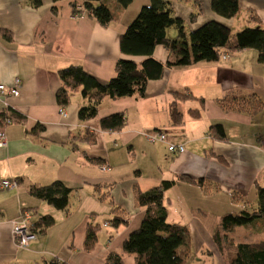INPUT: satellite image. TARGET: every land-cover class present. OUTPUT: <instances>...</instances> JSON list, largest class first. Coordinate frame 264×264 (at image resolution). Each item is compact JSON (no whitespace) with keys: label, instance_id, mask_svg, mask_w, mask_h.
I'll use <instances>...</instances> for the list:
<instances>
[{"label":"crops","instance_id":"1","mask_svg":"<svg viewBox=\"0 0 264 264\" xmlns=\"http://www.w3.org/2000/svg\"><path fill=\"white\" fill-rule=\"evenodd\" d=\"M34 1L0 0V83L20 80L17 96L0 95V114L7 106L17 115V121L2 127L5 145L0 146V179L18 181L16 188L0 189V264L51 260L104 264L106 255L119 252L141 224L145 208L135 204V192L164 181L170 182L163 190L167 221L189 230L190 256L184 264H230L236 257L235 245L218 248L196 211H206L218 220L223 214L252 211L257 206L255 186L264 185V152L259 147L264 137V64L258 62L257 50L220 49L216 60L167 67L161 78L148 81L142 97H105L95 117L80 121L78 109L86 99L79 91L71 93L65 115L59 112L57 72L80 64L106 83L115 75L119 58L141 61L143 56L122 54L119 39L149 0H132L125 8L110 1L115 20L107 26L86 11L74 14L71 0ZM165 1L182 20L186 41L191 31L208 21L228 27L232 39L245 27L264 29V0H238L239 10L230 18L214 12L211 0H196L197 4ZM166 36L181 40L173 25L166 29ZM153 56L165 63L173 54L159 44ZM228 95L245 96L247 108L224 110L217 100ZM173 101L182 114L177 124L170 118ZM116 112H123L126 125L118 131L102 130L99 119ZM214 124L221 125L225 139L211 134ZM151 131H164L167 142L148 141L144 133ZM72 134L93 135L94 141H70ZM170 143L182 144L184 150L170 151ZM103 166L107 169L102 170ZM55 180L71 189L63 210L30 193L32 186ZM114 208L127 223L111 224ZM24 209L33 221L50 214L54 223L37 229L22 247L16 246L11 229ZM95 224L99 227L96 241L87 251L86 228ZM230 237L235 243L263 241L261 221L235 227ZM251 237L256 240H247ZM123 262L135 264L134 256H124Z\"/></svg>","mask_w":264,"mask_h":264},{"label":"trees","instance_id":"2","mask_svg":"<svg viewBox=\"0 0 264 264\" xmlns=\"http://www.w3.org/2000/svg\"><path fill=\"white\" fill-rule=\"evenodd\" d=\"M56 2L58 0H52ZM118 8L127 7L132 0H71V10L74 14L86 11L102 26H107L115 20V12L111 2ZM35 0V4H39ZM77 2H80L78 4ZM197 4L196 0H193ZM211 9L217 14L230 18L239 10L238 0H211ZM199 9V7L197 6ZM55 10V7H53ZM251 19H256L250 15ZM175 26L181 40L169 39L166 29ZM5 38H10V33L1 29ZM184 25L180 18L175 17L165 0H149L143 5L136 17L120 35L119 47L124 55L143 56L136 62L127 58H119L115 63V75L106 83L99 82L88 74L80 64L69 65L60 69L58 79L60 86L56 91L55 100L59 107L70 104V95L79 91L86 99V103L78 109L80 121L93 118L97 115L99 102L108 97L118 99L122 97H142L148 81L159 79L164 70L171 66H186L200 61H213L218 59L220 49L241 50L253 48L257 50L258 62L264 64V29L261 26L245 27L235 33L233 39L230 29L216 21H208L199 28L191 31L188 41L184 39ZM163 45L173 54L165 63L153 56L156 45ZM177 97L183 94L174 92ZM224 110L244 109L248 103L245 96L228 95L217 100ZM172 102L170 118L174 124L182 122V114ZM11 122L17 121V115L10 109ZM5 115L0 114V128L6 126ZM102 130H121L126 125L123 112H116L99 119ZM40 127H36V130ZM33 129L32 131H36ZM211 134L217 139H225L220 124L210 127ZM87 139L94 141L93 135H70L73 139ZM73 145V144H72ZM75 146V145H73ZM198 180L197 183H201ZM170 182L164 181L160 185L145 191H136L134 202L137 206L145 208V214L140 226L132 231L124 240L119 252L109 253L104 259V264H124L123 257L134 256L135 264H184L190 256L189 230L185 225L167 221V211L163 203V190ZM71 189L61 181L55 180L46 185H35L30 188V193L39 199L45 200L56 209L63 210L67 207ZM257 206L252 211L241 210L237 213L223 214L218 220L206 211L197 210L196 215L204 221L218 248L222 244L235 245L236 257L230 264H264V240L260 242L235 243L230 233L237 226L246 225L254 220H260L264 230V185H256L254 192ZM109 220L114 227L127 223V218L121 215L117 208ZM54 219L50 214H45L35 221L39 230L52 226ZM84 240V249L89 251L95 244L98 224L88 225ZM45 264H67L58 260H51Z\"/></svg>","mask_w":264,"mask_h":264},{"label":"built area","instance_id":"3","mask_svg":"<svg viewBox=\"0 0 264 264\" xmlns=\"http://www.w3.org/2000/svg\"><path fill=\"white\" fill-rule=\"evenodd\" d=\"M20 89V80L18 78L13 79L11 85H5L0 83V95L8 94L12 96H17ZM59 112L65 115V108L60 107ZM2 113L5 115L4 122L9 124L11 119L9 117V109L7 106L4 107ZM145 137L150 142L163 141L167 142V135L164 131H153L150 133H144ZM5 145V133L2 128H0V146ZM260 149L264 152V137L260 139L259 142ZM170 151L182 152L184 147L182 144L174 145L170 143L168 145ZM107 167L103 166L102 170H106ZM18 186V181L15 178H2L0 179V189L16 188ZM37 227L35 226V221L32 219V214L29 210L24 209L20 213V219L13 222L11 229L12 237L14 238L16 246H26L28 241L33 239L36 235Z\"/></svg>","mask_w":264,"mask_h":264},{"label":"rangeland","instance_id":"4","mask_svg":"<svg viewBox=\"0 0 264 264\" xmlns=\"http://www.w3.org/2000/svg\"><path fill=\"white\" fill-rule=\"evenodd\" d=\"M151 132H153V131H151ZM147 133H150V132H147ZM245 235V234H244ZM244 235H238V238H239V240H241V241H243V240H245V239H243V236ZM242 236V237H241ZM247 240H249V241H253V240H256V237H251L250 239H247Z\"/></svg>","mask_w":264,"mask_h":264}]
</instances>
